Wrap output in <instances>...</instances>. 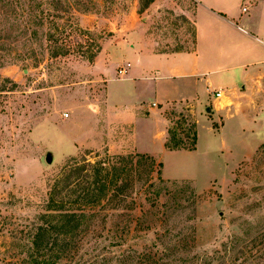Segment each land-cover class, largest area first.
Segmentation results:
<instances>
[{"label": "rangeland", "instance_id": "obj_1", "mask_svg": "<svg viewBox=\"0 0 264 264\" xmlns=\"http://www.w3.org/2000/svg\"><path fill=\"white\" fill-rule=\"evenodd\" d=\"M144 2L0 1V264H264V117L170 105L166 138L173 129L189 144L195 131L192 151L165 148L163 118L130 123L136 89L153 81L146 70L133 83L111 78L131 59L112 51L133 32L156 50L190 49L196 33V0ZM137 153L155 166L143 161L136 182L124 174L118 198L79 229L49 216L60 214L45 206L68 160Z\"/></svg>", "mask_w": 264, "mask_h": 264}, {"label": "crops", "instance_id": "obj_2", "mask_svg": "<svg viewBox=\"0 0 264 264\" xmlns=\"http://www.w3.org/2000/svg\"><path fill=\"white\" fill-rule=\"evenodd\" d=\"M196 1V42L190 49L156 50L155 41L133 32L130 43L120 44L111 53L114 57L122 48L131 57L122 68L110 71L111 78L133 83L142 72H148L153 85L150 90L136 89L138 107L130 114V123L134 126L141 119H165L164 145L167 120L162 111L170 105L187 104L198 111L202 106L210 107L215 119L249 116L259 121L264 117V0H252L257 8L253 15L242 3L235 9L220 0ZM146 93L152 96L146 99ZM224 124H220V131Z\"/></svg>", "mask_w": 264, "mask_h": 264}, {"label": "trees", "instance_id": "obj_3", "mask_svg": "<svg viewBox=\"0 0 264 264\" xmlns=\"http://www.w3.org/2000/svg\"><path fill=\"white\" fill-rule=\"evenodd\" d=\"M0 1L6 2L7 5L11 4V0ZM153 1L154 0H146L144 4L147 7ZM76 9L81 10L79 8ZM88 33L89 31L86 32V34ZM195 42L196 33L194 32L193 43ZM182 50L187 49L172 51ZM66 53L67 52H57L55 56ZM168 131L169 138L165 143L167 149H196L198 140L197 132H192V140L189 144H186L182 138L177 136L178 133L176 130L169 129ZM189 134L190 132H188L187 136H189ZM136 155L138 157L136 160H134L135 155L132 154L109 155L107 158H102L94 164L83 157H81L82 159L73 157L68 160L51 185L45 206L46 210L59 211L60 214H51L49 216H59L63 219L62 222L64 225L69 226L70 230L79 229L84 218L90 215L95 217L98 208L105 207L118 198L119 193L124 187V174L128 176L129 180L136 182L142 177L143 161L151 162V169L155 166L156 160L152 155L145 153H137ZM131 158L132 161H129ZM125 160L126 164L121 165ZM159 165L163 166V163L159 162ZM158 173H161L160 169ZM48 223V221L45 222L46 225H48Z\"/></svg>", "mask_w": 264, "mask_h": 264}, {"label": "water", "instance_id": "obj_4", "mask_svg": "<svg viewBox=\"0 0 264 264\" xmlns=\"http://www.w3.org/2000/svg\"><path fill=\"white\" fill-rule=\"evenodd\" d=\"M210 110H211V108L208 107V108H207V111H210ZM46 160H47L48 163H52L53 156H52V153H51V152H49V153L47 154Z\"/></svg>", "mask_w": 264, "mask_h": 264}, {"label": "built area", "instance_id": "obj_5", "mask_svg": "<svg viewBox=\"0 0 264 264\" xmlns=\"http://www.w3.org/2000/svg\"><path fill=\"white\" fill-rule=\"evenodd\" d=\"M120 72H123V69L122 70H120ZM220 95V92L219 91H217V96H219ZM67 115V114H66Z\"/></svg>", "mask_w": 264, "mask_h": 264}]
</instances>
